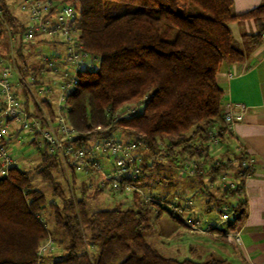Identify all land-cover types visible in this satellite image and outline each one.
Listing matches in <instances>:
<instances>
[{"label":"trees","instance_id":"1","mask_svg":"<svg viewBox=\"0 0 264 264\" xmlns=\"http://www.w3.org/2000/svg\"><path fill=\"white\" fill-rule=\"evenodd\" d=\"M61 1L77 7L80 40L98 57L96 67L78 72V81L67 96L68 118L78 132V142L119 133L144 141L147 155L160 152L172 164L184 153L182 161L198 155L203 160L197 162V176L202 180L207 175L211 183L221 171L242 166L245 156L240 153L223 159L208 152L216 138L226 141L225 92L218 73L224 63L245 59L231 21L253 19L258 29L244 37L252 43L260 41L264 0L240 13L233 11V0H113L139 6L112 12L106 10L107 0ZM2 2V15L13 23ZM18 27L24 32L23 24ZM147 94L134 114L113 117L116 110L140 103ZM40 156L36 172L51 184L52 195L59 200H47L45 192L33 185L30 172L18 165L0 177V264H226L214 255L196 261L161 253L143 233L149 210H156L160 203L145 202L133 192L130 208L91 212L85 197L71 195L56 178L53 169L61 168L60 160L45 150H40ZM209 160L208 168L202 170ZM151 164L145 161L140 179ZM242 192L240 186L227 187L217 199V205L227 203L234 212L228 224L234 229L246 213ZM49 233L63 252L39 260V247Z\"/></svg>","mask_w":264,"mask_h":264},{"label":"built area","instance_id":"2","mask_svg":"<svg viewBox=\"0 0 264 264\" xmlns=\"http://www.w3.org/2000/svg\"><path fill=\"white\" fill-rule=\"evenodd\" d=\"M22 4L28 15L24 39L29 42L40 39L61 43L65 48V61L70 64V67L61 71L62 85L56 115L54 117L46 114L40 116L27 108L19 99V87L14 80V69L11 64L4 63L0 59V177L8 176L10 168L14 165V158L9 147V135L13 126L16 125L39 150H45L58 158L63 165L98 176V188L127 194L136 192L145 202L162 204L163 212L181 219L188 226L201 232L210 231L220 222H226V224L233 222L234 212L227 203L217 205L220 219H217L215 224L200 213L191 216L193 206L191 199L171 201L145 193L140 186L145 161L148 159L164 163L168 161L166 155L160 152L147 155V146L144 141L123 137L119 133L98 137L90 143L88 141L80 143L76 140L78 132L68 118L67 96L78 81V72L85 68L96 67L98 57L87 51L80 40L79 11L73 2L22 0ZM33 88L43 91L46 95L52 92L50 85H34ZM148 97L149 94L145 95L140 103H131L116 110L113 117L131 116ZM246 110L247 104L242 101H228L223 105L224 121L227 126L226 142L229 144L235 132V124L244 120ZM213 142L220 143L217 138ZM233 151L234 154L240 153L245 156L243 164L241 167L221 171L215 181L216 188L223 190L227 187L240 186V190L243 191L246 179L251 174L253 158L247 148L239 142L234 146ZM198 161L200 162L201 158L178 161L177 164H184L189 174L197 176ZM234 199L236 198H233V201ZM39 219L43 221L42 217ZM201 223L204 226H201ZM221 234L237 244L241 242L238 228L222 231ZM53 250L54 240L49 233L39 247V260L43 255L53 254Z\"/></svg>","mask_w":264,"mask_h":264},{"label":"crops","instance_id":"3","mask_svg":"<svg viewBox=\"0 0 264 264\" xmlns=\"http://www.w3.org/2000/svg\"><path fill=\"white\" fill-rule=\"evenodd\" d=\"M262 1L233 0V11L236 13L246 11L261 4ZM2 3L10 11L14 19L13 23L7 21L0 9V37L3 36V33H8L6 35L9 39L7 45L0 43V52L2 54L7 53V61L14 69V80L19 87V99L27 108L36 113L54 117L59 109V95L62 85L61 71L70 67V64L66 63L65 56L59 62L55 51L51 55H45L42 60L33 59V61H27L25 58L27 53H41L44 48L43 45L49 42L40 39L29 42L24 39L25 29L24 32H21L18 27L20 23L25 26L28 20L22 0H3ZM15 23L18 25H13ZM229 26L237 43L245 53V59L240 63H224L218 73V81L225 92L223 105L228 101H242L247 104L244 120L235 124V132L229 145L231 155L234 154L233 148L238 142L245 146L253 158V166L251 174L245 182L246 213L237 226L240 230L241 242L237 244L229 239L226 240L238 245L240 264H264V33L258 43H252L245 39L244 35L253 34L257 31L258 24L253 19H248L244 22L231 21ZM54 44L62 45L61 43ZM46 62H50L51 66L47 67ZM34 85H50L52 92L46 95L43 91L33 88ZM49 108L53 114L50 113ZM13 136L18 138V142L32 143L31 139L25 137L23 131L16 125L13 126L9 140ZM149 161L153 162V160ZM15 163L17 161L14 162V165H18ZM75 174L76 171H74L73 181H78ZM80 181V185L84 186V188L82 187L83 193H85L87 191L86 188L91 183H89L87 178H83ZM150 194L166 199L159 194ZM110 196L117 199L118 194L117 192H112ZM211 208L210 204L206 205L207 210H211ZM199 209L194 207L193 204L191 216L199 213ZM216 220L211 221L216 224ZM201 226H204L203 223H201ZM232 229L234 228L228 227V224L225 226L219 224L218 226H213L208 232H201L188 226L181 219L180 223H177L175 220L161 215L158 217L153 229L158 236L152 234L151 239L147 238V240L161 253L177 258L175 254L185 249L174 241L180 234L184 233L192 236L195 234L208 235L216 239H222L221 237H225V235L221 234L222 231ZM61 252H63V249H60L57 253L54 251L53 254Z\"/></svg>","mask_w":264,"mask_h":264},{"label":"rangeland","instance_id":"4","mask_svg":"<svg viewBox=\"0 0 264 264\" xmlns=\"http://www.w3.org/2000/svg\"><path fill=\"white\" fill-rule=\"evenodd\" d=\"M139 6L138 4H132L122 1H106V10L107 11H116L124 7ZM8 33H3V36L0 37V43L7 45L9 39L7 37ZM44 48L41 53L32 52L27 53L25 58L27 61H33V59L42 60L45 55H51L54 51L58 55V61H62L65 56V48L60 44H54L49 42L43 45ZM7 53L2 54L0 52V59L4 63H8ZM56 55V56H57ZM6 59V60H5ZM47 67H50V62H46ZM131 104V103H129ZM133 104V103H132ZM128 105V104H126ZM125 137L124 135H122ZM97 137H92L89 139L88 143L97 140ZM10 152L14 158V162L17 161L18 166L22 169L28 170L30 172L31 181L34 186L43 190L46 194L47 200L52 198L59 200L58 197L52 195V186L47 181L42 180L41 176L36 172V166L40 162V150L33 143L29 142H18V138L13 136L10 140ZM142 151V150H140ZM209 154L211 156H220L225 159L226 156L230 155L231 152L230 145L228 142H220L218 144L212 142L209 145ZM227 153V154H226ZM186 154V153H184ZM180 155V160L185 156ZM203 157L198 155H192L189 159L194 160ZM157 159V158H156ZM150 159H148L149 161ZM159 160H153L152 164L148 167L147 173L140 185L145 193L152 195L150 193L159 194L164 196L167 200L176 201L191 199L194 207H198L199 213L204 217H209L211 220L220 219V213L217 208V199L221 196V191L216 188V182L211 183L208 179V176H204L202 180L198 176L189 174L185 169L184 164H172V163H158ZM201 162V161H200ZM104 164L107 165V162L104 161ZM194 164V163H193ZM210 165V160L202 166V170H206ZM206 167V168H205ZM76 176L78 181H73L74 170L68 165L65 166L61 163V168L53 169L56 178L62 183L65 189L71 192V195L77 194V196H84L87 199V205L89 211H94L101 208H110V207H121V208H130L133 206V194L127 193H118L116 197H111L112 192L108 190L98 189L97 182L98 176L92 174H86L80 170L75 169ZM83 178L89 180L90 186L85 193H83V185H80ZM83 187V188H82ZM242 191V190H241ZM245 194V190L243 192ZM156 196V195H155ZM211 205V210L206 209V205ZM162 204H156L154 207L156 210H149L147 220L145 221V226L143 228V233L146 239H151V235L154 234L153 229L156 224V221L159 216H166L171 220H175L177 223H180V219L162 211ZM157 210L162 211V213L156 217L155 214ZM49 221L51 222L52 216H48ZM221 225L225 226L226 222H220ZM228 239L227 236H225ZM226 239H216L213 236L208 235H185L180 234L177 236L174 241L177 245L185 248L178 254H175L178 259L190 258L196 261H205L211 256H216L226 260V264H240V256L238 253V245L234 242H230ZM164 240V239H163ZM232 241V240H231ZM59 242L54 240V251L57 253L61 248H59ZM51 262V260H49Z\"/></svg>","mask_w":264,"mask_h":264}]
</instances>
